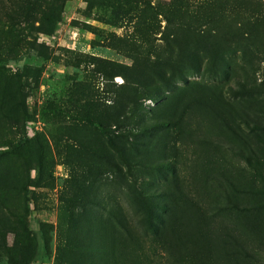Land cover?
Listing matches in <instances>:
<instances>
[{
	"label": "rangeland",
	"instance_id": "1",
	"mask_svg": "<svg viewBox=\"0 0 264 264\" xmlns=\"http://www.w3.org/2000/svg\"><path fill=\"white\" fill-rule=\"evenodd\" d=\"M0 264H264V0H0Z\"/></svg>",
	"mask_w": 264,
	"mask_h": 264
},
{
	"label": "trees",
	"instance_id": "2",
	"mask_svg": "<svg viewBox=\"0 0 264 264\" xmlns=\"http://www.w3.org/2000/svg\"><path fill=\"white\" fill-rule=\"evenodd\" d=\"M48 30H44L42 33H44L45 35H48ZM247 163L249 164L250 163V160H247Z\"/></svg>",
	"mask_w": 264,
	"mask_h": 264
}]
</instances>
